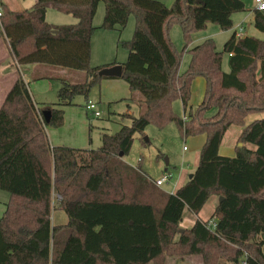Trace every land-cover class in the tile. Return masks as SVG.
<instances>
[{
    "label": "trees",
    "instance_id": "obj_1",
    "mask_svg": "<svg viewBox=\"0 0 264 264\" xmlns=\"http://www.w3.org/2000/svg\"><path fill=\"white\" fill-rule=\"evenodd\" d=\"M100 1L105 3L101 28L121 30L135 15L133 36L122 42L129 55L121 63V77L132 95L141 94L140 111L121 114L130 123L103 131L98 148L52 146L46 127L63 125L65 107L77 95L87 104L92 88L105 77L99 70L118 63H90ZM1 6L0 34L18 63L79 69L87 76L79 83L62 78L58 100L40 104L20 75L0 107V189L10 194L0 218V264H165L168 256L194 254H201L204 264H218L224 257L234 264L244 258L247 264H264V117L246 123L249 114L264 112V38L234 33L222 51L212 38L189 47L192 34L209 20L232 26L229 18L246 9L244 0H174L170 5L160 0H36L23 10ZM48 7L77 21L49 23ZM254 13V25L264 33V10ZM174 23L183 31L181 51L169 32ZM184 51L191 60L180 72ZM224 52L230 54L229 71L222 68ZM198 76L206 79L205 93L184 119L172 102L180 98L187 110ZM170 121L183 138L206 135L193 177L174 193L124 159L136 133L143 134L150 123L162 128ZM232 125L242 126V145L234 156L222 155L219 148ZM54 192L61 196L67 224L52 223ZM212 195L219 197L210 218L215 228L202 219L182 228L184 209L197 214Z\"/></svg>",
    "mask_w": 264,
    "mask_h": 264
},
{
    "label": "rangeland",
    "instance_id": "obj_2",
    "mask_svg": "<svg viewBox=\"0 0 264 264\" xmlns=\"http://www.w3.org/2000/svg\"><path fill=\"white\" fill-rule=\"evenodd\" d=\"M165 2L164 0H160ZM246 4V9L231 14L230 18L232 20V26L223 27L222 24L217 20H209L204 23V26L197 29L192 34V39L190 45L202 42L206 37H210L214 40L216 48L218 51H222L224 48V43L231 36L232 32L235 30L233 27L240 23L245 27V34L256 36L262 38L263 33L258 30L254 25L253 11H254V0H244ZM30 6V5H29ZM24 8V7H23ZM49 8V7H48ZM23 10V9H22ZM210 13H215L211 12ZM105 14V3L100 1L93 19L94 26L96 30L94 31L91 39V66H97L98 64H104L109 62H126L129 51L122 44L124 41H128L132 38L135 29V15L132 13L129 15L127 24L121 30L114 29H104L101 28ZM69 19H73L66 12H62L55 7L47 9L46 20L49 23L60 25V24H71L68 23ZM170 36L173 40L175 47L181 51L185 44V39L181 26L178 23H174L170 30ZM191 54L184 51L181 56V61L179 65V71L184 72L190 63ZM222 68L223 70L229 71V54L224 52L222 55ZM58 71V70H57ZM59 78H64L73 83L83 82L86 79V72L79 69H70L69 72H57ZM123 79V78H121ZM123 82V88H119L122 92L120 98H127L130 96L129 85L125 79L121 80ZM100 84V83H99ZM95 85L90 94L89 99L97 102V109L100 111V116H89L92 122L91 132L88 141L91 140V147L98 148L101 145V132L103 128H106L110 132H115L119 129L121 122L120 114L127 112L131 104V110L135 115L138 114V109L135 106V102H131L128 99H120L114 102H104V99H100L99 91L100 85ZM201 89L196 83L192 89V95L190 100V105L187 110H184L182 101L180 98H175L172 102L173 111L180 117L186 119L189 116V112L194 111L200 102L199 96ZM106 93H110L109 89H106ZM58 91L53 95L54 99L47 100L46 102L58 100ZM133 98L141 97V94L136 92L132 95ZM41 104V103H40ZM86 104V99L83 95H77L74 99V104L65 107V111L69 109L84 111V106ZM215 109H211L208 114H213ZM264 117V112L252 113L247 116L246 123H250L255 119ZM129 124L128 120L124 121ZM240 126L233 125L227 135L224 138V143L228 139H232L234 134L239 129ZM142 139L147 141V144L142 143ZM197 139L194 136H188L183 138L181 136L179 127L176 122L170 121L164 127L160 128L154 123H150L144 130V133H136L132 147L127 155H125V160L130 165L136 166L137 163L141 164V168L144 169L148 175L152 178L158 179L166 172H171L173 179L164 183L160 188L165 192H171L173 183L177 179V173L184 166L192 167L194 165V159L197 152H200V148L197 147ZM252 149L255 148L253 144H247ZM159 153L161 155H159ZM9 192L0 189V218L2 217L8 200ZM61 196L56 192L53 196L54 211L53 222H61L64 219L62 211L58 208ZM209 203L204 207L203 214L209 216ZM58 206V207H57ZM58 211V212H57ZM63 217V218H62ZM208 220L209 217H208ZM193 256V258L188 257ZM173 258V257H172ZM171 258V259H172ZM191 259V260H190ZM178 261V263H177ZM168 264H204L203 256L201 254L189 255L184 259L171 260ZM218 264H234L231 260L227 258H220Z\"/></svg>",
    "mask_w": 264,
    "mask_h": 264
},
{
    "label": "crops",
    "instance_id": "obj_3",
    "mask_svg": "<svg viewBox=\"0 0 264 264\" xmlns=\"http://www.w3.org/2000/svg\"><path fill=\"white\" fill-rule=\"evenodd\" d=\"M164 1H166V4L170 5L173 3L174 0H164ZM0 2L8 5V7L11 8L12 10H22L25 8H30L36 2V0H0ZM49 8H51V7H49ZM68 14L73 17V19L68 20V23H75L77 21V19L72 14H70V13H68ZM253 18H255L254 11H253ZM239 24L240 23H237L233 27L235 30L232 32L231 36L234 33H236L237 26ZM245 35H248V34H245ZM208 38H210V37L205 36L204 40H206ZM262 38H264V33H263ZM204 40H202V42ZM202 42H200V43H202ZM200 43H197V44H200ZM197 44L190 45L189 47H193ZM229 59H230V54H229ZM111 63H113V62L98 64V65H107V64H111ZM59 71L62 73L69 72V68L53 66V65H48V64H20V63H18L10 52L8 40L3 35L0 34V107L2 106L7 93L12 88V86L14 85L16 80L20 77V75H22V73L25 76V81L28 84L30 94L36 103L49 104V103L54 102V101H50V102H46V101L54 99L53 95L59 90V88L62 85L61 78H59L60 75L57 74V72H59ZM121 78L122 77H113V76L104 77L100 81V84H99L100 85V91H99L100 99L99 100H101L103 98L104 102H106V101L114 102V101H118L120 99H128L131 102L132 101L135 102V106L137 107L138 113H139L140 107H139V104L137 102V98L132 99L131 90L129 92V94H130L129 97L120 98L122 95L121 94L122 92L119 90V88H123V82H124V81H121V80H123ZM196 83L200 86V89H201V92H200L201 94L199 96V99L201 102L203 99L204 93H205V89H206V79L203 76L196 77L192 83V89ZM106 89H109L110 93H106ZM90 100H91V98H90ZM200 102H198V103H200ZM128 106H129V108H128L127 112L134 114V112L131 110V104H128ZM83 108H84V111H82V110L78 111V110H73V109H69L68 111L66 110L65 114H64V123L62 126H60V127L47 126L46 127V133H47L48 139H49L52 146L62 145V146H70V147H75V148H92L91 147V140L88 141L89 135H91L90 132H91V128H92V122H91V119L89 117L91 115L87 113L85 106ZM120 117H121V122H119L120 127L122 124L126 123L124 121H126V120H128L129 122L131 121L128 118H123L121 116V114H120ZM232 126H230L228 128V130L225 132V134L223 136V139H222V142H221V145L219 148V152L222 155L234 156L236 154L237 148L242 145V143L238 141L239 137L241 135V132H242V126L239 127V129L236 131V133L234 134V137L232 139H228V141L226 143H224V138ZM236 126H239V125H236ZM103 131H109V130H107L106 128H103ZM100 138H101V135H100ZM194 138H196L198 140L197 141V147H199L200 151H201V147L203 146V144L206 141V135L205 134L195 135ZM247 144H249V143H246L245 145L247 147H249ZM249 148H251V147H249ZM124 159H125V156H124ZM199 159H200V152H197L195 159H194V165L192 167H188V165H187V166H184L180 169V171L177 173L178 177L175 180V182L173 183V186L170 190L171 192H169V193L176 192L177 189L179 187H181L189 179V175L191 173H194V171H195V169L199 163ZM139 165L141 167L140 163H139ZM137 166H138V163L134 167H137ZM142 171H144V173L148 177H150L144 169H142ZM150 179H152V181L155 180V178H152V177H150ZM172 179H173V177H172ZM7 196L9 199L10 195L7 194L5 197H7ZM53 196H54V194H53ZM218 200H219V197L217 195H212L208 199V201L205 203V205L202 207V209L199 211V213H197V214L193 213L192 211H190L186 207L184 209V212H183V218H182V221L180 222V226L182 228H190L195 224L197 219L208 220V217L210 219L213 215V212H214L215 207L218 203ZM208 203L210 204L209 205V216H207V215L205 216L203 214L204 207ZM58 208L62 211L64 219L61 222H57V223L53 222L54 211L56 209L54 207V209L52 211V223L54 225L67 224L69 221L67 213L63 209H61L60 207H58ZM211 220L215 221V219H211ZM187 256H189V255L168 256L166 258L165 264H168L171 260H173V258L176 260L177 259L181 260L182 257H184V259H186ZM189 258H193V256L188 257V260H189ZM177 263H178V261H177Z\"/></svg>",
    "mask_w": 264,
    "mask_h": 264
},
{
    "label": "built area",
    "instance_id": "obj_4",
    "mask_svg": "<svg viewBox=\"0 0 264 264\" xmlns=\"http://www.w3.org/2000/svg\"><path fill=\"white\" fill-rule=\"evenodd\" d=\"M254 9L257 10H264V0H254ZM2 15V6H1V2H0V17ZM236 36L237 37H243L245 36V27L242 24H239L237 26V30H236ZM22 77L25 80V76L22 73ZM97 103L93 100H89L86 104V111L91 114L92 116H100V111L97 109ZM173 175L171 172H166L164 173L161 177H159L158 179L153 180V182L158 186H162L164 183L170 181L172 179ZM216 226V222L211 220L208 223V227L214 229ZM245 255H247V253H245ZM242 264H247V260L246 258L242 259Z\"/></svg>",
    "mask_w": 264,
    "mask_h": 264
},
{
    "label": "water",
    "instance_id": "obj_5",
    "mask_svg": "<svg viewBox=\"0 0 264 264\" xmlns=\"http://www.w3.org/2000/svg\"><path fill=\"white\" fill-rule=\"evenodd\" d=\"M99 75L100 76H105V77H121L123 74V66L121 63H116L114 65L111 66H107L102 68L101 70H99ZM47 116V113L45 114ZM120 156H123V152L120 153ZM194 173H191L189 175V178L193 177ZM222 199V197H220V200Z\"/></svg>",
    "mask_w": 264,
    "mask_h": 264
}]
</instances>
